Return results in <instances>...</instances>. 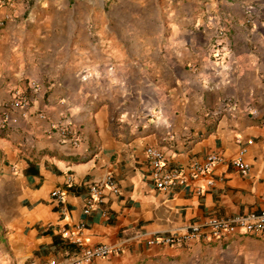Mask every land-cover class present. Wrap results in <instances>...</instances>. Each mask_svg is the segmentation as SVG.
<instances>
[{
    "label": "crops",
    "instance_id": "crops-1",
    "mask_svg": "<svg viewBox=\"0 0 264 264\" xmlns=\"http://www.w3.org/2000/svg\"><path fill=\"white\" fill-rule=\"evenodd\" d=\"M0 21V264H264V233L206 227L264 210V0H0ZM147 147L184 183L156 189Z\"/></svg>",
    "mask_w": 264,
    "mask_h": 264
},
{
    "label": "built area",
    "instance_id": "built-area-1",
    "mask_svg": "<svg viewBox=\"0 0 264 264\" xmlns=\"http://www.w3.org/2000/svg\"><path fill=\"white\" fill-rule=\"evenodd\" d=\"M25 1V0H2L3 3L7 5H13L15 3ZM29 1V0H26ZM3 25V22L0 21V27ZM34 89H37L36 84L32 85ZM17 102L14 105L19 107H24L26 101L24 99L18 98ZM71 136V141L75 144L78 142V135L76 131L67 130L63 132V139L68 135ZM146 157L149 164V179L158 190H165L169 187H172L177 184L184 183V175L181 168L177 166H169V163L166 161L162 151L155 147L146 148ZM221 158L216 154L208 155L203 163L193 164L191 167L192 173L194 176L198 175H209L214 166L219 163ZM231 167L234 168L241 175H246L249 171V165L245 163L240 157L234 158L230 161ZM109 189L112 193L116 194L118 192L114 183H107ZM213 181L211 178L207 180V186L211 187ZM51 196L56 200H61L62 194L60 191L52 192ZM102 200L101 189L97 186L90 188V195L85 200L83 213L89 214L93 208ZM206 227L209 230V236L211 239H220L227 235H232L240 233L242 235H249L255 233H264V210L260 211L257 214H250L247 216H238L227 220H211L206 224ZM81 226L77 230H81ZM200 238V229L198 227H191L190 231L184 235H168V236H157L148 241V245H160V246H177L184 241L199 239ZM117 249L109 246H95L92 248H84L81 252L80 258L71 260V261H58V260H49L43 264H90L92 260L96 258H103L109 256L116 252Z\"/></svg>",
    "mask_w": 264,
    "mask_h": 264
}]
</instances>
